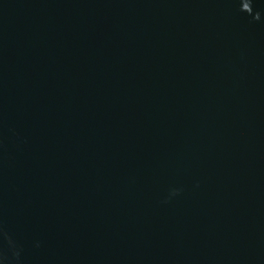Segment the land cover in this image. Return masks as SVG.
Masks as SVG:
<instances>
[{
    "label": "water",
    "instance_id": "1",
    "mask_svg": "<svg viewBox=\"0 0 264 264\" xmlns=\"http://www.w3.org/2000/svg\"><path fill=\"white\" fill-rule=\"evenodd\" d=\"M0 264H264V0H0Z\"/></svg>",
    "mask_w": 264,
    "mask_h": 264
}]
</instances>
